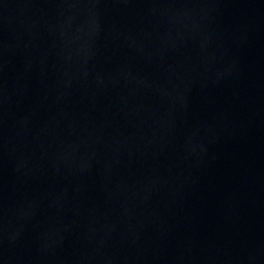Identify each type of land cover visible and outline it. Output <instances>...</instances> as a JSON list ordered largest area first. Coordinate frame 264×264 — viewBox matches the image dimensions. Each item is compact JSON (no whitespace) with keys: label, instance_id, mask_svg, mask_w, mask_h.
Returning <instances> with one entry per match:
<instances>
[{"label":"water","instance_id":"95a60500","mask_svg":"<svg viewBox=\"0 0 264 264\" xmlns=\"http://www.w3.org/2000/svg\"><path fill=\"white\" fill-rule=\"evenodd\" d=\"M0 264H264V0H0Z\"/></svg>","mask_w":264,"mask_h":264}]
</instances>
